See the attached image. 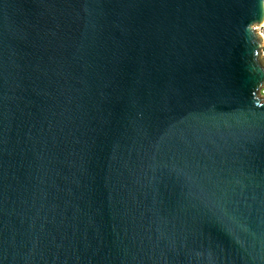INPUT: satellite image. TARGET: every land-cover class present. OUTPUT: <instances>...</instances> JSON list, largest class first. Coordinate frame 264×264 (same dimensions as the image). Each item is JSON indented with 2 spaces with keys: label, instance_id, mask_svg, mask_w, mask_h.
Returning <instances> with one entry per match:
<instances>
[{
  "label": "water",
  "instance_id": "obj_1",
  "mask_svg": "<svg viewBox=\"0 0 264 264\" xmlns=\"http://www.w3.org/2000/svg\"><path fill=\"white\" fill-rule=\"evenodd\" d=\"M264 0H0V264H264Z\"/></svg>",
  "mask_w": 264,
  "mask_h": 264
},
{
  "label": "built area",
  "instance_id": "obj_2",
  "mask_svg": "<svg viewBox=\"0 0 264 264\" xmlns=\"http://www.w3.org/2000/svg\"><path fill=\"white\" fill-rule=\"evenodd\" d=\"M255 30L261 36V41L264 43V21L260 25H256ZM261 54L264 58V47L261 48ZM261 94L264 96V89L261 90Z\"/></svg>",
  "mask_w": 264,
  "mask_h": 264
}]
</instances>
